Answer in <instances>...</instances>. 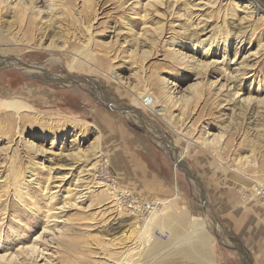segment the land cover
Instances as JSON below:
<instances>
[{
	"label": "rangeland",
	"instance_id": "1",
	"mask_svg": "<svg viewBox=\"0 0 264 264\" xmlns=\"http://www.w3.org/2000/svg\"><path fill=\"white\" fill-rule=\"evenodd\" d=\"M245 1L0 0V264H264Z\"/></svg>",
	"mask_w": 264,
	"mask_h": 264
},
{
	"label": "bare ground",
	"instance_id": "2",
	"mask_svg": "<svg viewBox=\"0 0 264 264\" xmlns=\"http://www.w3.org/2000/svg\"><path fill=\"white\" fill-rule=\"evenodd\" d=\"M244 2V1H243ZM248 5H250L252 2H251V0L249 1V0H246L245 1ZM250 3V4H249ZM99 4V2L98 3H95L94 4V6H97ZM19 6V5H18ZM252 6H254V8H256V10L257 11H262V10H264V4H262V3H260V2H256V3H254V5H252ZM1 8V7H0ZM4 10V9H3ZM8 10V9H7ZM27 10V9H26ZM0 11H2V10H0ZM30 11V10H29ZM28 11V12H29ZM95 12H96V10H94L93 8L90 10V11H83V20H86L87 22H90L95 16H96V14H95ZM24 14H25V11H24V9L23 8H21V9H18V11L16 12L15 11V14H13V15H15V17L17 18H19V16L21 17L20 18V20H23L22 19V17L24 16ZM262 15H264V14H262ZM17 21V20H16ZM34 23V22H33ZM49 25V24H48ZM53 28H50V26H48V28H47V34L48 35H51L52 33H53ZM86 30H87V28H86ZM54 34V33H53ZM3 38V37H2ZM199 42V41H198ZM203 48V47H202ZM1 50L4 52V54L6 53L5 51L7 50V48H5L4 46L1 48ZM212 53V52H211ZM67 54V53H66ZM65 56H67V55H65ZM71 57V56H70ZM4 59L5 58H3L2 60L4 61ZM78 60L79 58H78V56L76 55V54H74V56L71 58V60L69 59V61H67L68 63H67V66H68V70L67 71H71V70H73V69H75V67H74V62H75V60ZM9 59H7V60H5V61H8ZM56 62V61H55ZM26 67V66H25ZM20 68H22L21 70H24V73H27L28 75H31V74H33V75H35V74H37V73H40V74H45V72L43 71V69H41V68H37V67H35V68H23V67H20ZM114 73V74H113ZM68 74H69V72H68ZM112 74L114 75V76H117V74L115 73V72H112ZM38 75V74H37ZM50 76V75H49ZM69 78V76H66V75H64V74H60L59 75V77H56V78ZM231 101V100H230ZM5 105H7V106H10V107H18V108H21V106H23L22 108H25V109H28L29 107H26V106H24V105H21L18 101H15V100H13V101H8V102H6V104ZM160 110H163V108H161ZM77 155L79 154L78 152L76 153ZM80 154H82V153H80ZM18 177V176H17ZM16 177V178H17ZM14 183H16V182H14ZM14 185V184H13ZM67 193H71L70 192V190L68 189L67 191H66ZM67 196L68 195H65L64 196V202H63V204H66V203H69V198H68V200H67ZM63 198V197H62ZM72 198V197H71ZM71 201V200H70ZM156 220V219H155ZM158 221H160V220H158ZM47 226V225H46ZM46 226H43V229H45V227ZM151 226V225H150ZM37 238V237H36ZM31 252L33 253L34 251H33V248H31ZM1 257V256H0ZM115 264H120V263H115Z\"/></svg>",
	"mask_w": 264,
	"mask_h": 264
}]
</instances>
